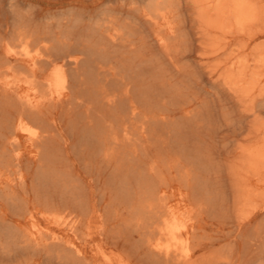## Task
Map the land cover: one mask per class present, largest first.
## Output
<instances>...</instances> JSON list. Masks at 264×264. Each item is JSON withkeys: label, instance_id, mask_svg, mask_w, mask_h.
Wrapping results in <instances>:
<instances>
[{"label": "bare ground", "instance_id": "1", "mask_svg": "<svg viewBox=\"0 0 264 264\" xmlns=\"http://www.w3.org/2000/svg\"><path fill=\"white\" fill-rule=\"evenodd\" d=\"M53 4L68 9L38 17L30 0H0V264H264L262 223L213 233L246 197L235 167L161 128L196 83L177 65L171 0ZM163 23L170 34H152Z\"/></svg>", "mask_w": 264, "mask_h": 264}, {"label": "rangeland", "instance_id": "2", "mask_svg": "<svg viewBox=\"0 0 264 264\" xmlns=\"http://www.w3.org/2000/svg\"><path fill=\"white\" fill-rule=\"evenodd\" d=\"M30 1L38 17L68 9V5H54L56 0ZM126 2L141 7L145 0ZM81 5L88 12L96 8L93 2ZM170 7L167 11L182 36L172 42L181 53L177 65L194 74L196 83L192 92L185 90L176 109L160 113L161 128L170 144L211 148L221 163L235 167L234 178L243 179L247 186L240 210L234 211V223L216 227L213 233H236L238 220L250 222L252 229L257 224L264 225V0H171ZM150 29L154 35L156 31L170 34L165 23ZM152 47L162 59L154 40ZM161 64L155 61L153 65ZM23 148L25 163L37 168V148L26 141ZM228 170L224 173L227 180L231 178ZM22 193L31 203L36 202L33 177H29ZM21 225L28 227L30 222L23 220ZM221 247L220 244L217 249Z\"/></svg>", "mask_w": 264, "mask_h": 264}]
</instances>
